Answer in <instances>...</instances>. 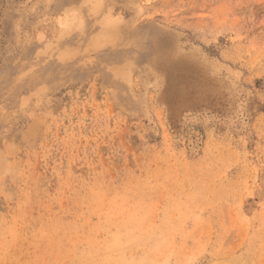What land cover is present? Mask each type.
I'll list each match as a JSON object with an SVG mask.
<instances>
[{"label": "rangeland", "instance_id": "1", "mask_svg": "<svg viewBox=\"0 0 264 264\" xmlns=\"http://www.w3.org/2000/svg\"><path fill=\"white\" fill-rule=\"evenodd\" d=\"M0 264H264V0H0Z\"/></svg>", "mask_w": 264, "mask_h": 264}, {"label": "bare ground", "instance_id": "2", "mask_svg": "<svg viewBox=\"0 0 264 264\" xmlns=\"http://www.w3.org/2000/svg\"><path fill=\"white\" fill-rule=\"evenodd\" d=\"M198 70H199V68H198ZM225 71V70H224ZM195 79V78H194ZM196 87H198V86H196ZM194 91V90H193ZM198 93V92H197ZM207 94V93H206ZM205 94V95H206ZM189 95V94H188ZM200 96H201V94H200ZM201 97H203V96H201ZM186 105V104H185ZM167 107V106H166ZM194 108V107H193ZM179 110H180V108H179ZM175 114V113H174ZM223 118V117H222ZM180 120V119H179ZM216 121V120H215ZM174 124H176V123H174ZM178 124V123H177ZM228 131V130H227ZM222 135V134H221Z\"/></svg>", "mask_w": 264, "mask_h": 264}]
</instances>
